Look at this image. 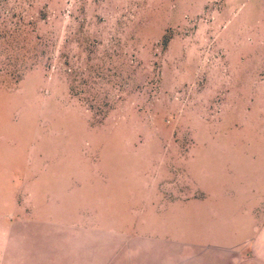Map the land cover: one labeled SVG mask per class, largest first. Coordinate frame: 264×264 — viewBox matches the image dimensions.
<instances>
[{
    "label": "rangeland",
    "instance_id": "obj_1",
    "mask_svg": "<svg viewBox=\"0 0 264 264\" xmlns=\"http://www.w3.org/2000/svg\"><path fill=\"white\" fill-rule=\"evenodd\" d=\"M186 183L240 204L264 188V0H0V264L64 236L20 231L48 190L86 199L79 240L98 243L71 264H111L115 242L117 264H211L224 233L186 220Z\"/></svg>",
    "mask_w": 264,
    "mask_h": 264
},
{
    "label": "crops",
    "instance_id": "obj_2",
    "mask_svg": "<svg viewBox=\"0 0 264 264\" xmlns=\"http://www.w3.org/2000/svg\"><path fill=\"white\" fill-rule=\"evenodd\" d=\"M27 182L28 181L26 179L25 184ZM8 184L10 185L11 183ZM190 188H192V186L186 183L185 192L177 199L180 201L187 213L186 220H189L190 222L191 217L189 216L188 219L189 212H196L197 222V215L199 216L200 210H209L212 215L213 229L224 233L223 235L218 236L219 242L217 244H213L212 246L220 249L218 255H214L212 258L203 257V259H210L211 264H264V188L261 189L259 185L257 189L254 187L255 189L249 191L246 195H242L244 204L238 203V200L241 198L236 193L228 197H220L215 194L214 191H211V188H207L203 185L199 186V184H197L195 192H193ZM46 192H48L49 195L44 198L40 195V193H38V197L40 199L37 198L36 195L34 208L22 205V208L19 207L17 213L20 216L27 217L28 209H32L31 211L34 212L33 221L24 220V223L22 225L20 224V227H22L20 231L24 232L25 230V232H35L37 228H41L43 231L45 230L46 232H51L53 237L55 236L56 231L64 234V236H60L61 238L60 240H57V242L52 241L50 243L49 253L46 255L47 261L40 262L36 260L34 264H71L74 260H83L84 258L81 252L82 249L85 250V248L94 247L98 243L97 241L88 243L87 241L79 240V238H84V235L87 232L91 231L89 226H85V218L82 217V212L79 211L80 208L78 209L80 204L85 205L86 199L82 198L83 195L77 196L79 199H75V190L73 193L64 198H55V195L53 196L49 190ZM25 194L26 193H24L23 197L24 200ZM65 194L69 193L65 192ZM21 197L22 196L20 195V198ZM89 199L91 200V198ZM221 201H227L229 205L230 201L237 202L235 205L239 206L238 213L232 217L221 216L222 212L218 210L219 202ZM8 205V202H6V206ZM57 205L61 207L62 210H60ZM53 208L58 209V212H56L58 217H56L55 214H51V210ZM77 210L79 218L76 219L75 214H77ZM100 210L103 211L102 203H100ZM5 212L3 204L0 202V236H3L5 231H9L10 233L12 230V234L14 232V229L9 228L12 217L7 216ZM98 216L101 218V213H98ZM100 220L101 219H98L97 217L96 219L94 218L92 222L95 227L100 225ZM89 221H91L90 217L87 222ZM127 221L130 225V220L127 219ZM3 222L7 223L4 224ZM111 222L114 227H116L119 222V217L116 216V211H114L113 214L111 213ZM121 223L123 224L122 219ZM95 233L98 235V232ZM109 233L113 235V239L118 235L115 228H111ZM10 240L11 238L4 240V238L0 237V248L10 244ZM111 249L112 252L110 257H107L108 253L106 254V250L105 256L109 263L117 264L116 255H118V246L116 242ZM225 249L228 250L225 251ZM193 258L194 257H187L182 259V262L200 259L199 257ZM89 262L93 261L89 260ZM83 264H85V260L83 261Z\"/></svg>",
    "mask_w": 264,
    "mask_h": 264
}]
</instances>
